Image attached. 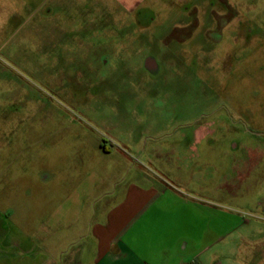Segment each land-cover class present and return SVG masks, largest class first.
I'll list each match as a JSON object with an SVG mask.
<instances>
[{
	"label": "rangeland",
	"instance_id": "obj_1",
	"mask_svg": "<svg viewBox=\"0 0 264 264\" xmlns=\"http://www.w3.org/2000/svg\"><path fill=\"white\" fill-rule=\"evenodd\" d=\"M93 162L190 201V264H264V0H0V249Z\"/></svg>",
	"mask_w": 264,
	"mask_h": 264
},
{
	"label": "crops",
	"instance_id": "obj_2",
	"mask_svg": "<svg viewBox=\"0 0 264 264\" xmlns=\"http://www.w3.org/2000/svg\"><path fill=\"white\" fill-rule=\"evenodd\" d=\"M120 2L135 7L142 0ZM104 151L113 150L104 146ZM91 167L56 207L40 210L47 231L39 243L46 249L18 256L0 249V264H190L188 251L197 243L190 245L184 237L190 226L188 199L155 172L138 170L132 180L120 174L108 180L97 174L94 162ZM53 230L58 232L54 241ZM22 235L26 243L14 237L4 245L31 251L34 241Z\"/></svg>",
	"mask_w": 264,
	"mask_h": 264
}]
</instances>
